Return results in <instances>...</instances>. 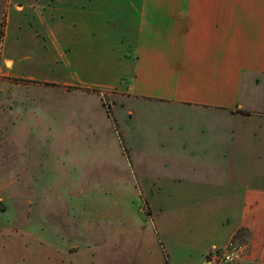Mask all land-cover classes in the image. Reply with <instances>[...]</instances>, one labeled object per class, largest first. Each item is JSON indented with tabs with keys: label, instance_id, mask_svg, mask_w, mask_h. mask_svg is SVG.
Wrapping results in <instances>:
<instances>
[{
	"label": "rangeland",
	"instance_id": "obj_1",
	"mask_svg": "<svg viewBox=\"0 0 264 264\" xmlns=\"http://www.w3.org/2000/svg\"><path fill=\"white\" fill-rule=\"evenodd\" d=\"M36 2L0 0V264H171L169 237L181 230L191 243L196 217L217 205V176L203 168L211 155L183 150L190 123L178 108L103 90L85 52L35 34L33 9L50 8ZM256 88L242 91L251 113ZM232 114L219 120L232 123ZM195 117L199 131L211 121ZM226 138L218 141L231 144ZM209 146L202 140L197 149ZM256 149L244 154L251 179L263 177ZM174 172L183 181L169 180ZM152 214L156 242L141 257L136 226Z\"/></svg>",
	"mask_w": 264,
	"mask_h": 264
},
{
	"label": "crops",
	"instance_id": "obj_2",
	"mask_svg": "<svg viewBox=\"0 0 264 264\" xmlns=\"http://www.w3.org/2000/svg\"><path fill=\"white\" fill-rule=\"evenodd\" d=\"M39 3L50 8L33 9L35 34L46 33L55 38L53 42L69 43L73 53L85 52V64L100 71L103 90L178 108L183 114L180 120L190 123L181 134L183 150L211 155V162L203 168L217 176L213 185L217 205L213 212L196 217L199 224L188 231L191 243H185L181 230L169 237L166 247L171 264H213L211 251L230 239L246 245L243 258L235 264H264V0H38L36 5ZM22 9L17 12L24 13ZM52 50L57 53L58 45ZM255 84L257 112L251 113L248 93L242 96V91ZM227 112L234 113L232 123L219 120ZM198 113L211 120L200 131L193 123L199 120ZM226 136L230 145L218 141ZM202 140L210 145L207 152L197 149ZM249 147L251 151L257 148L259 169L263 170L260 179L250 178L244 155ZM222 154L230 156V161ZM172 166L194 171L202 167ZM169 177L181 182L184 176L174 172ZM142 222L136 226L135 237L137 241L143 238L140 256H152L156 217L152 214L149 223ZM136 245L138 249L140 245Z\"/></svg>",
	"mask_w": 264,
	"mask_h": 264
},
{
	"label": "built area",
	"instance_id": "obj_3",
	"mask_svg": "<svg viewBox=\"0 0 264 264\" xmlns=\"http://www.w3.org/2000/svg\"><path fill=\"white\" fill-rule=\"evenodd\" d=\"M245 251V244L230 239L224 245L215 247L211 251V262L213 264H235L243 258Z\"/></svg>",
	"mask_w": 264,
	"mask_h": 264
}]
</instances>
